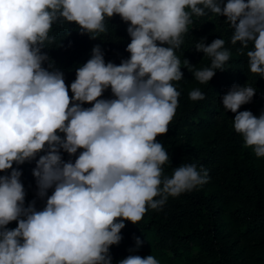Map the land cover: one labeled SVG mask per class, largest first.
I'll return each mask as SVG.
<instances>
[{"label": "clouds", "instance_id": "obj_1", "mask_svg": "<svg viewBox=\"0 0 264 264\" xmlns=\"http://www.w3.org/2000/svg\"><path fill=\"white\" fill-rule=\"evenodd\" d=\"M117 16L127 25L129 58L106 62L97 44L66 84L50 52L73 31L104 43ZM205 17L224 18L230 45L246 56L250 75L264 79V0H0V264H112L126 222L209 183L197 163L167 174L171 158L157 140L179 107L177 51ZM55 28L64 30L60 40ZM206 41L197 40L195 52L208 66L183 61L199 84L226 71L233 56L224 39ZM256 93L249 81L233 84L221 101L242 146L262 159L264 111H240ZM188 95L206 98L200 88ZM33 163L35 199L26 203L21 166ZM142 243L135 238L136 249ZM118 264L161 261L130 254Z\"/></svg>", "mask_w": 264, "mask_h": 264}, {"label": "trees", "instance_id": "obj_2", "mask_svg": "<svg viewBox=\"0 0 264 264\" xmlns=\"http://www.w3.org/2000/svg\"><path fill=\"white\" fill-rule=\"evenodd\" d=\"M223 19L205 17L189 26L185 42L177 51L184 73V79L176 83L181 92L179 107L168 133L157 137L171 158L165 168L167 174L182 163H197L208 171L210 181L198 191L169 198L162 211L149 210L136 225L126 222L121 243L110 248L112 264L130 254H152L161 264H264V158L257 159L242 146V138L233 129L234 114L226 112L221 101L233 84L243 86L249 81L257 93L240 111L259 116L264 111V79L250 75L246 56L237 55L230 45L232 31ZM126 28L117 16L110 21V35L104 43L73 31L63 41L64 48L53 49L50 56L64 71L65 83L70 85L75 80V68L87 62L97 44L106 62L119 65L122 59L129 58L125 51L130 43ZM54 30L58 40L65 36L63 29ZM203 37L209 44L222 38L233 52L225 65L227 70L218 71L209 84H199L183 68L184 59L197 68L209 65L207 57L195 52V43ZM194 88H200L206 98L191 101L188 94ZM104 98H111L110 90ZM34 167V163L21 166L26 203L35 199ZM41 206L37 201V207ZM9 227L15 228V222ZM137 237L143 242L138 249Z\"/></svg>", "mask_w": 264, "mask_h": 264}]
</instances>
